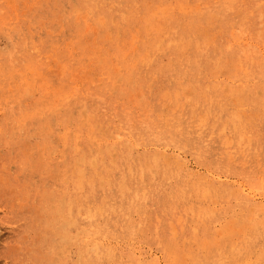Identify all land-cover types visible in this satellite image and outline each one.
<instances>
[{
	"label": "rangeland",
	"instance_id": "374dc122",
	"mask_svg": "<svg viewBox=\"0 0 264 264\" xmlns=\"http://www.w3.org/2000/svg\"><path fill=\"white\" fill-rule=\"evenodd\" d=\"M263 213L264 0H0V264H264Z\"/></svg>",
	"mask_w": 264,
	"mask_h": 264
},
{
	"label": "bare ground",
	"instance_id": "6f19581e",
	"mask_svg": "<svg viewBox=\"0 0 264 264\" xmlns=\"http://www.w3.org/2000/svg\"><path fill=\"white\" fill-rule=\"evenodd\" d=\"M209 2V1H208ZM145 8V7H144ZM237 8V7H236ZM198 9V8H197ZM191 11V10H190ZM198 11V10H197ZM202 11V10H201ZM192 12V11H191ZM189 14V13H188ZM191 14V13H190ZM185 15V14H184ZM193 15V14H192ZM186 24V23H185ZM188 26V25H187ZM140 67V66H139ZM155 71V70H154ZM203 74V73H202ZM93 211V210H92ZM256 212V211H255ZM263 212V211H262ZM260 214V213H259ZM264 214V213H263ZM264 221V220H263ZM207 262V261H206Z\"/></svg>",
	"mask_w": 264,
	"mask_h": 264
}]
</instances>
